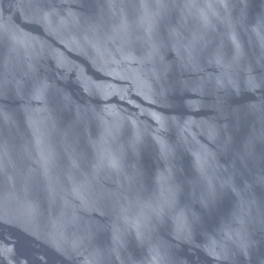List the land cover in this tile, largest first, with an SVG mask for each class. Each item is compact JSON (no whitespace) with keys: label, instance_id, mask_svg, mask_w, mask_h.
<instances>
[{"label":"water","instance_id":"water-1","mask_svg":"<svg viewBox=\"0 0 264 264\" xmlns=\"http://www.w3.org/2000/svg\"><path fill=\"white\" fill-rule=\"evenodd\" d=\"M0 264H264V0H0Z\"/></svg>","mask_w":264,"mask_h":264}]
</instances>
